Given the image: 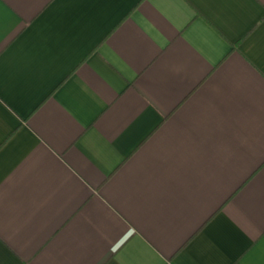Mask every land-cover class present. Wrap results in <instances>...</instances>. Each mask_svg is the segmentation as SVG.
<instances>
[{
	"label": "crops",
	"instance_id": "crops-1",
	"mask_svg": "<svg viewBox=\"0 0 264 264\" xmlns=\"http://www.w3.org/2000/svg\"><path fill=\"white\" fill-rule=\"evenodd\" d=\"M0 264H264V0H0Z\"/></svg>",
	"mask_w": 264,
	"mask_h": 264
}]
</instances>
